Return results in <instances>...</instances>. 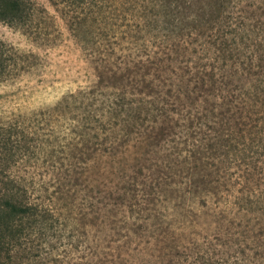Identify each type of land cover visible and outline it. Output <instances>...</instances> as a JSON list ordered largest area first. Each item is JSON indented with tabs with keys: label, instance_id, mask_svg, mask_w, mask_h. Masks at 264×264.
I'll return each mask as SVG.
<instances>
[{
	"label": "trees",
	"instance_id": "1",
	"mask_svg": "<svg viewBox=\"0 0 264 264\" xmlns=\"http://www.w3.org/2000/svg\"><path fill=\"white\" fill-rule=\"evenodd\" d=\"M213 4L212 20L193 16L186 0H161V47L148 49L145 63L119 74V84L98 81L99 87H110L112 96L100 114L106 118L93 121L101 125L102 135L113 131L109 138L85 143L87 151L80 159L85 172L96 151L106 158L109 170L101 167L98 178L113 175L119 181L127 171L135 175L120 186L116 181L113 192L102 190L109 200L105 206L120 212L133 207L135 219L152 218L149 226L157 242L164 249H181L168 253L179 258L178 264H264V0H213ZM24 15L22 0H0V20L15 23ZM2 52L0 43V69ZM87 93L94 90L88 88ZM91 138L98 139L96 134ZM149 147L164 154L142 166L146 157L141 154ZM78 178L73 184L81 186L85 177ZM187 195H204L220 204L214 220L220 227L213 234L199 236L204 226L197 210L189 206L192 201L184 204ZM3 197L0 238L18 236V247L26 243L31 226L40 227L47 219L59 222V213L29 201L19 186L18 193ZM164 209L170 210L166 216L161 213ZM247 212L254 214L252 226L235 221ZM167 215L172 218L164 222ZM188 244L193 254L186 252Z\"/></svg>",
	"mask_w": 264,
	"mask_h": 264
},
{
	"label": "rangeland",
	"instance_id": "2",
	"mask_svg": "<svg viewBox=\"0 0 264 264\" xmlns=\"http://www.w3.org/2000/svg\"><path fill=\"white\" fill-rule=\"evenodd\" d=\"M22 2V18L15 23L0 20L4 58V67L0 69V201L4 195L18 193L19 186L29 201L59 213V222L47 219L40 227L39 223L31 226L26 243L20 247L18 236L1 237L0 264H119L120 260L125 264H178L179 258L168 253L181 249H164V244L157 242L149 226L152 218L135 219L133 207L125 206L120 212L118 207L105 206L109 200L102 190L113 192L118 181L113 175L96 177L104 170L101 167L109 170L107 164L104 166L106 158L98 157L96 151L85 172L80 159L87 151L85 143L109 138L113 131L108 129L102 135L101 125L93 121L106 118L102 112L112 96L110 87H99L98 81L119 84V74L138 62L145 63L148 49L161 47V0ZM186 2L193 16L214 19L213 0ZM212 20L211 24H215ZM154 23L156 28L148 27ZM88 88L94 93L88 94ZM93 134L98 139H90ZM151 148L155 147L141 154L146 157L140 161L142 166L160 160L164 154L160 150L151 152ZM129 176L135 175L127 171L117 186L126 184ZM76 177L78 181L85 177L81 186L73 184ZM188 203L197 210L198 220L204 226L199 236L203 232L213 234L220 227L219 221H214L220 204L216 205L214 199L187 195L186 207ZM168 212L169 209L161 211L163 215ZM241 214L235 221L254 224V214ZM171 218L167 215L164 222ZM224 225L223 221L221 226ZM23 247L24 251L20 249ZM188 247L186 252L192 253V246ZM117 254L121 255L115 258Z\"/></svg>",
	"mask_w": 264,
	"mask_h": 264
}]
</instances>
